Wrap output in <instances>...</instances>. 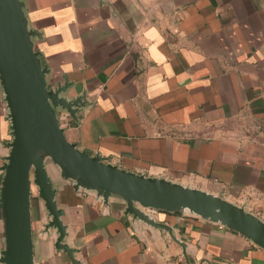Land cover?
<instances>
[{"label": "crops", "instance_id": "0c3cea01", "mask_svg": "<svg viewBox=\"0 0 264 264\" xmlns=\"http://www.w3.org/2000/svg\"><path fill=\"white\" fill-rule=\"evenodd\" d=\"M48 81L84 95L62 126L129 171L220 195L264 220V0H25ZM0 85V187L11 140ZM82 264H264L247 237L190 213L156 227L49 170ZM36 264H74L31 200ZM3 249L0 219V252Z\"/></svg>", "mask_w": 264, "mask_h": 264}, {"label": "water", "instance_id": "95a60500", "mask_svg": "<svg viewBox=\"0 0 264 264\" xmlns=\"http://www.w3.org/2000/svg\"><path fill=\"white\" fill-rule=\"evenodd\" d=\"M41 34L30 26L25 0H0V85L8 108L11 140L2 166L0 219L3 249L0 264H36L31 200L39 197L48 213L45 228L55 230L57 250L74 264L76 249L64 242V210L56 200L49 170L57 169L76 190L94 191L104 203L119 197L125 213L165 228L148 210L183 212L218 223L264 249V220L232 201L165 177L136 173L108 161L100 153L77 147L62 126L63 117L77 118L84 95L69 99V85L48 81L49 67L36 45Z\"/></svg>", "mask_w": 264, "mask_h": 264}, {"label": "built area", "instance_id": "2783aa9c", "mask_svg": "<svg viewBox=\"0 0 264 264\" xmlns=\"http://www.w3.org/2000/svg\"><path fill=\"white\" fill-rule=\"evenodd\" d=\"M63 119H64V117H63Z\"/></svg>", "mask_w": 264, "mask_h": 264}]
</instances>
